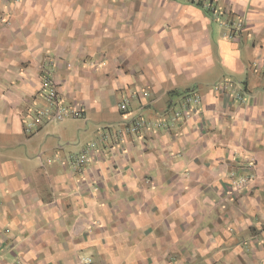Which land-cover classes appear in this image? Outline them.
<instances>
[{"label": "crops", "instance_id": "obj_1", "mask_svg": "<svg viewBox=\"0 0 264 264\" xmlns=\"http://www.w3.org/2000/svg\"><path fill=\"white\" fill-rule=\"evenodd\" d=\"M68 1L0 0V264H185L264 220V0H120L78 14ZM44 72L81 116L27 133ZM183 94L201 103L174 118ZM140 111L155 125L125 142L107 134ZM81 119L99 125L74 152L96 147L74 167L63 153L87 132ZM237 162L259 185L231 204ZM199 205L216 211L206 228ZM252 250L255 261L233 246L222 260L264 264V241Z\"/></svg>", "mask_w": 264, "mask_h": 264}, {"label": "rangeland", "instance_id": "obj_2", "mask_svg": "<svg viewBox=\"0 0 264 264\" xmlns=\"http://www.w3.org/2000/svg\"><path fill=\"white\" fill-rule=\"evenodd\" d=\"M13 1H14L15 5H12V7L17 6L18 3H19L18 2L19 0H13ZM81 1L82 0H73V1L69 0L68 1L69 3H67L65 8L62 9V10L64 12H66V13H70L71 12V13H74V14H78L80 12H91V13H94V12H98V11H101V10H107V11H111L112 10V11H114V8L119 6L118 2L120 0H108L106 3H100V4H90L89 0H83L82 2ZM108 2H113V3H108ZM125 6H128V5L125 4L124 7ZM1 10L2 9L0 8V11ZM217 18H218L217 19V23L218 24L222 23L221 22L222 21V17H217ZM230 24H227L226 26L229 27ZM237 25L238 24L235 23L234 28L237 27ZM232 28H233V26H232ZM112 38H114V37H112ZM45 74L47 75V72ZM220 86L223 87V84H221ZM133 93H135V92L129 93L128 95H132ZM133 97H135V96H133ZM242 98H240V99H242ZM122 100H123V98L120 101H117V104H118L117 106H118L119 110L122 112V114H127V111H129V108H130V104H131V102H133L132 97L130 98L131 102H130L129 107H128V109L126 111H122L120 109V103L122 102ZM182 102H183V98L180 101V105H178V106L174 105L171 109L168 108L167 112L170 111L171 112V116H173L174 118H177V117L181 116V115H177V113L182 112L181 111L182 110V107H181ZM200 103H201V101H200ZM136 113L141 115V116L136 114V115H132L134 117H132V116L131 117L132 118L144 119L146 121V123L150 124L149 126L143 128L141 131H143V130H145L147 128H150L152 125H155L154 123H152L151 121H148V119L145 118V116H147L145 111L142 112V113H141V111H140V113H138V112H136ZM63 121H65V120H63ZM60 122H62V121H60ZM102 123L104 124L105 122H102ZM125 123L119 124L118 127L114 126L115 124H112L111 127L114 128L113 129L114 132L111 131V129H108V133L111 134V136L115 137V139L118 142H122V141L120 140L119 137H117L115 132H117V130L123 128L126 125ZM79 124L81 126V130L83 129L85 131L87 129V132H85L84 134L80 135V137L76 135V137H74L73 140L69 141L70 143L67 144V145H69L67 147H72V148L63 153V154H66L65 156H67V157L69 155L71 156V155H74V154L77 153V152H74V150H77V148L74 149V145H75L74 143H81V144L84 143V145H85L90 140H94L96 138V132L95 133H93V132L97 129L99 124H97V125H95L93 127L95 130L93 129L92 132L90 131V129H88L87 125L84 123V121L82 119L79 120ZM38 129L39 128L35 129V131L38 130ZM128 135H132V134H128ZM128 135L126 137L124 136L125 137V139H123L124 142L127 140ZM79 147L80 146H78V148ZM240 165H243V164L241 162H237L235 166L238 167V170H233L231 173H229V178H230L229 180H231V182H232V184L234 186V189H235V191L232 192L233 194L231 195V197L228 199V202H230L231 204H235L236 201L239 200V199H237V195L242 193V192H244V191L246 192L247 190H249L250 186H252L253 183H255V186L259 185V181L256 180L255 176L253 174L248 173L245 170H243L244 167H239ZM247 165L248 166H254V162H251L250 165H249V163H247L246 166ZM241 172H243V173H241ZM242 180H246V181H242ZM200 197L201 196L196 197V200L200 201ZM231 204H229V205H231ZM229 205H224V206H222V208L224 210H226V207L229 206ZM199 206L201 208H204L208 212L207 217L202 222L203 228H206L208 226V221L216 215V211H214L213 207L207 208V207H204L202 205H199ZM251 221H252V224L250 223L251 224V229L248 230V231H244L242 229L230 228V230H229L230 243L228 245H226V244L223 245L222 248H225V247L229 248V247H232V246H233V248L241 247L244 250V252L251 258V261H255L256 258L253 257V253L254 252H253L252 249L254 247V242L255 241L256 242H260V243L264 241V220H260L259 218L253 216L251 218ZM237 227L239 228L240 226L238 225ZM194 232L195 231L192 230V229H190L188 231L189 235L193 234ZM180 247H182L184 249L187 248L188 250H192L194 248V245L193 244L188 245V243H181ZM222 248H217V249L215 248L212 254H205L203 256L201 254L197 255L196 257H193V259H188L185 264H211V261L209 259H212L213 257H216V256H217V258L213 261V264H225L223 262V260H222V258H223V255L221 254ZM173 263L174 264H178V261H173Z\"/></svg>", "mask_w": 264, "mask_h": 264}, {"label": "built area", "instance_id": "obj_3", "mask_svg": "<svg viewBox=\"0 0 264 264\" xmlns=\"http://www.w3.org/2000/svg\"><path fill=\"white\" fill-rule=\"evenodd\" d=\"M241 28V24H238L235 27L236 30ZM224 88V86H223ZM43 94L45 99V105L37 110L30 121H28L24 127V130L27 133H32L37 129L40 125H42L48 119H55L57 121H63L68 118H79L81 116V111L75 108H70L64 105L60 99L58 98V90L55 86L54 82L52 81L51 77L47 75V77L43 80ZM131 96H137L136 93L132 95L125 96L120 103V109L122 111H126L130 104ZM242 98V97H240ZM200 97L193 94H185L183 96V102L181 104L182 112L177 113V115H182L183 112L189 111L192 107L198 106L200 104ZM126 125L117 130L116 135L120 138L122 142L123 139L128 134H137L143 128L149 126L150 124L146 123L144 119L140 118H132L129 122L125 123ZM110 135L109 133H107ZM106 136V135H105ZM125 136V137H124ZM96 143L92 142L87 150L83 151L79 154L71 155L70 158L74 164V167H81L84 166L88 162V158L90 157V150L95 148ZM246 181V180H242ZM91 258H85L84 264H91Z\"/></svg>", "mask_w": 264, "mask_h": 264}]
</instances>
